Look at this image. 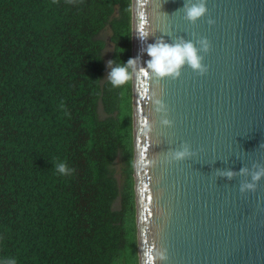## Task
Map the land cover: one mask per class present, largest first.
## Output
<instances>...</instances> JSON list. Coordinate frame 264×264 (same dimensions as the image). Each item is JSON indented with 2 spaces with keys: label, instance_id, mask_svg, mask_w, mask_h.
Returning a JSON list of instances; mask_svg holds the SVG:
<instances>
[{
  "label": "trees",
  "instance_id": "trees-1",
  "mask_svg": "<svg viewBox=\"0 0 264 264\" xmlns=\"http://www.w3.org/2000/svg\"><path fill=\"white\" fill-rule=\"evenodd\" d=\"M106 26L127 63L130 0H0V264H138L131 79L105 74Z\"/></svg>",
  "mask_w": 264,
  "mask_h": 264
},
{
  "label": "water",
  "instance_id": "water-1",
  "mask_svg": "<svg viewBox=\"0 0 264 264\" xmlns=\"http://www.w3.org/2000/svg\"><path fill=\"white\" fill-rule=\"evenodd\" d=\"M186 2L196 0H130L138 264L148 250L151 264H264V175L252 179L264 169V0H205L195 23ZM159 38L198 49L206 38L208 71L156 77L142 49Z\"/></svg>",
  "mask_w": 264,
  "mask_h": 264
},
{
  "label": "clouds",
  "instance_id": "clouds-1",
  "mask_svg": "<svg viewBox=\"0 0 264 264\" xmlns=\"http://www.w3.org/2000/svg\"><path fill=\"white\" fill-rule=\"evenodd\" d=\"M183 11L185 12V19L195 23V21L207 12V8L205 6V0H196L195 3H184ZM209 24L214 23V21L209 20ZM147 34L143 33L139 37L141 40H145L147 38ZM199 43L201 44V49H198L194 46L191 41H186L182 43H169L165 42L163 38L157 39L155 43L148 44L145 48L142 49L143 52H146L150 59L146 62V69L150 70L152 74L156 77L164 78L171 77L173 79L180 76V69L184 65H188L192 70L198 72L200 75L205 74L208 69L205 66L203 61V56L199 54L202 50L204 53H207L210 49V43L206 38H202ZM121 52L124 49L120 48ZM137 58H130L127 63L120 62L116 64L115 67H110V71L107 76L111 82V84L115 86H121L127 83L131 78L134 72H130L129 69L133 68L137 71ZM114 62L109 61L108 65H112ZM144 67L140 68V71H143ZM157 103H160L157 101ZM159 111V109H157ZM164 124H168V120L163 121ZM189 155L187 148L184 151H178L173 154L174 160H183L185 156ZM54 167L61 174H67L70 170L67 168L65 162H60L55 164ZM246 171V169L242 168L241 172ZM264 175V169L256 172L252 179L254 181H259L260 177ZM227 176L229 179L232 178L233 173L231 171L227 172ZM245 188L250 190H255V186L253 184L242 185L240 187V191L244 192ZM147 257L148 264L154 260L153 255L151 254V250H148L145 253ZM164 255L160 256V259H166ZM6 264H15L14 260H9Z\"/></svg>",
  "mask_w": 264,
  "mask_h": 264
},
{
  "label": "rangeland",
  "instance_id": "rangeland-1",
  "mask_svg": "<svg viewBox=\"0 0 264 264\" xmlns=\"http://www.w3.org/2000/svg\"><path fill=\"white\" fill-rule=\"evenodd\" d=\"M109 33H110V29H109L108 26H106L101 31V36L105 39V42H104L105 44H104V46L102 48L101 54H102V57H103V60H104L105 66H106V73H105L106 75L110 71V67H111V65L110 66L108 65V62H109L108 57H109L110 49H111V43H110V41L108 39ZM97 108L99 109L100 115H103L104 112L102 111V109L100 108V106H98ZM113 166L115 168L116 175H119V172H120V162H119L118 158L115 161V163H114ZM112 205L117 206V198L113 200Z\"/></svg>",
  "mask_w": 264,
  "mask_h": 264
}]
</instances>
